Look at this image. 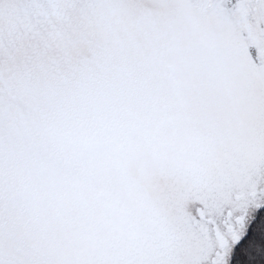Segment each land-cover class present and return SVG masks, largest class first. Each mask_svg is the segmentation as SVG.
Instances as JSON below:
<instances>
[{"label": "snow or ice", "instance_id": "6c2138e0", "mask_svg": "<svg viewBox=\"0 0 264 264\" xmlns=\"http://www.w3.org/2000/svg\"><path fill=\"white\" fill-rule=\"evenodd\" d=\"M0 264H264V0H0Z\"/></svg>", "mask_w": 264, "mask_h": 264}]
</instances>
